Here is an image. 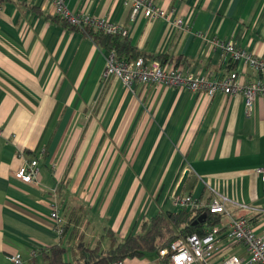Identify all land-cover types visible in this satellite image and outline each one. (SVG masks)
<instances>
[{
	"label": "crops",
	"instance_id": "0c3cea01",
	"mask_svg": "<svg viewBox=\"0 0 264 264\" xmlns=\"http://www.w3.org/2000/svg\"><path fill=\"white\" fill-rule=\"evenodd\" d=\"M65 3L124 27L132 45L166 55L172 60L166 65L184 74L257 78L211 40L264 56V0H154L168 19L142 13L132 19L126 0ZM32 7L54 14L47 0H0V264H13V255L26 264L33 250L67 244L69 231L62 240L54 231L53 203L65 220L75 209L85 241L107 248L106 226L124 239L158 212L176 211L172 196L186 171L193 197L218 199L232 216L249 217L256 232L264 231L256 172L264 165V97H254L248 114L241 93L209 97L103 81L108 52ZM176 18L182 27L172 25ZM23 159L37 160L33 183L14 177ZM219 215L216 225L224 228L228 217ZM231 255L245 257V248L222 238L212 264ZM119 264L160 262L150 254Z\"/></svg>",
	"mask_w": 264,
	"mask_h": 264
},
{
	"label": "built area",
	"instance_id": "2783aa9c",
	"mask_svg": "<svg viewBox=\"0 0 264 264\" xmlns=\"http://www.w3.org/2000/svg\"><path fill=\"white\" fill-rule=\"evenodd\" d=\"M47 1L51 3L54 14L59 15L70 25L91 26L107 33L127 34L126 29L120 25L87 13L72 12L67 8L65 0ZM126 2L130 5L132 19L140 13L149 18H169V12L157 7L154 0H126ZM171 23L175 27L184 25L181 18H176ZM211 41L215 47L229 57L231 62H241L252 69L257 74V78L242 81L237 71H232L218 79H209L204 75L194 77L189 73L184 74L174 65H162L156 60L146 62L143 57L131 61L118 60L115 58L114 52H108L102 80L107 81L110 77H116L126 88H132L135 83L161 84L167 87L188 89L193 93H205L209 97L218 92L227 95L241 93L244 96L246 113H252L254 97L257 95L264 97V56L254 55L243 48L236 47L231 40L214 38ZM256 172L264 190V165L258 167ZM37 175L36 159H23L21 165L14 172V177L24 183L35 182ZM172 199L176 208L205 209L210 213H222L228 217V221L224 228L213 225L208 227L202 236L193 233L173 241L170 248L159 251L161 258L166 257L165 264H212L222 238L229 242L242 244L245 248V257L231 255L214 264H264V231L256 232L249 217L232 216L224 207L223 202L215 198L202 199L195 198L191 194H180L173 195ZM242 207L246 208V205H242ZM59 208L57 203L52 204L50 218L54 225V231L58 236H61L66 220ZM38 251L33 250L31 256H35ZM8 259L13 264H22L20 255L8 256ZM120 262L117 261L113 264Z\"/></svg>",
	"mask_w": 264,
	"mask_h": 264
},
{
	"label": "trees",
	"instance_id": "16d2710c",
	"mask_svg": "<svg viewBox=\"0 0 264 264\" xmlns=\"http://www.w3.org/2000/svg\"><path fill=\"white\" fill-rule=\"evenodd\" d=\"M32 8L50 22L60 23L70 30L81 32L98 47L107 52H114V56L118 60L131 61L143 57L146 62L156 60L162 65L172 61L168 60L166 55L141 51L132 45L127 34L107 33L91 26H73L59 15L42 12L36 7ZM186 191L187 194L191 193L190 188H187L185 184L181 194ZM203 212L207 213L205 221L193 224V221ZM82 219V215H78L75 209H70L63 234L60 236V240H62L69 231L66 244L68 247L62 245V241H60L58 244L40 249L35 256H30L26 264H112L125 258L150 254L157 256L160 264H165L166 257L159 256L160 250L170 248L173 241L189 234L204 235L208 227L220 223L221 215L210 213L205 209L188 210L185 207H179L176 211H161L144 220L139 231L129 234L124 239H119L112 229L106 226L102 237L107 238L110 242L107 248L102 247L100 240H97L93 246L85 241L84 234L79 232Z\"/></svg>",
	"mask_w": 264,
	"mask_h": 264
},
{
	"label": "water",
	"instance_id": "95a60500",
	"mask_svg": "<svg viewBox=\"0 0 264 264\" xmlns=\"http://www.w3.org/2000/svg\"><path fill=\"white\" fill-rule=\"evenodd\" d=\"M187 176H188V171H186V172L183 174V176H182V178H181L179 184L177 185V187H176V189H175V192H174V195H175V196L181 194ZM206 216H207V213H206V212H203L201 215H199V216L197 217L196 220L193 221V224H197V223H202V222H204L205 219H206Z\"/></svg>",
	"mask_w": 264,
	"mask_h": 264
}]
</instances>
